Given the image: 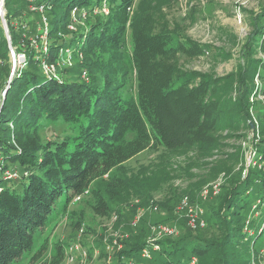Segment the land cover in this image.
<instances>
[{"label": "trees", "instance_id": "trees-1", "mask_svg": "<svg viewBox=\"0 0 264 264\" xmlns=\"http://www.w3.org/2000/svg\"><path fill=\"white\" fill-rule=\"evenodd\" d=\"M103 1L6 0V7L43 5L44 11L32 9L39 15L37 29V22L15 25L8 10L14 51L26 59L13 75L8 62L11 48L0 28V264H63L70 244L52 242L46 231L56 226L74 197L107 177L110 200H119L133 186L120 171L138 154L148 149H208L216 143L215 132L222 118L216 95L222 79L198 71L183 73L178 66L179 54L199 57L206 48L173 39L166 23L160 26L150 11L132 16L136 0H106L109 14L96 15L93 9ZM84 6L90 11L87 21L91 16L104 18V22L92 23L88 33L68 27L72 9ZM57 10L62 12L60 18L54 15ZM129 26L133 44L124 49ZM46 29L47 50L43 43L39 49L34 43L42 41ZM32 31L36 39L25 43ZM259 36L264 41V8L255 17L246 48ZM64 47L71 48L73 55L82 51L86 58L101 53L100 73L86 70V81L82 76H65L63 72L54 76L44 71L43 62L57 65ZM245 71L240 77L239 103L245 105L246 99L248 106L253 86L247 84ZM129 72L135 77L134 92L125 90ZM48 120L71 125L73 132L43 143L39 132ZM253 122L250 118V130ZM260 134L264 135L263 125ZM254 140L259 141L255 147L262 168L249 170L232 190L222 193L224 204L214 210L217 228L225 232L223 242L213 248L214 240L200 242L193 231L178 241L166 239L161 252L167 254L160 264H191L193 258L199 264L207 259H212V264L236 260V264H247L252 260L244 254L238 256L239 249L227 251L225 246L250 249L264 240V138ZM20 166L24 170L20 171ZM7 170L13 171L10 178L5 177ZM189 197L197 203L194 196ZM253 205L258 207L253 210L258 213L257 222L248 220ZM92 209L101 218L110 217L114 210L104 197L98 198ZM167 212L172 216L173 210ZM204 217L208 222L206 213ZM188 228L192 230L190 225ZM247 228L254 233L249 235ZM144 245L119 252L114 264H131L130 257H141ZM156 260L148 259L147 264Z\"/></svg>", "mask_w": 264, "mask_h": 264}, {"label": "rangeland", "instance_id": "rangeland-1", "mask_svg": "<svg viewBox=\"0 0 264 264\" xmlns=\"http://www.w3.org/2000/svg\"><path fill=\"white\" fill-rule=\"evenodd\" d=\"M263 8L264 0H136L131 10L132 16L141 11H150L155 15L160 26L166 23V29L172 33L173 39L183 40L188 45L198 43L206 48L204 54L199 57L179 54L178 66L183 73L198 71L222 79L216 95L222 106V118L215 132L216 143L208 149L199 147H186L174 151L148 149L138 154L120 171L122 177L127 178V182L133 183V186L129 187L119 200H110L106 188L107 177L96 181L81 200L75 202L72 200L67 212L58 219L56 226L46 231L52 242L81 243L88 250L89 259L78 258L76 261H70L67 258L63 264H114L120 256H118L119 252L130 250L131 247L139 248L143 243L145 245L141 247L142 251L150 250L149 256L141 255L142 258L139 257L141 259L132 256L130 263L147 264L148 259L156 257L158 260L154 264H160L167 254L161 252L166 239L178 241L189 231H193L200 242L214 240L213 248H217L223 242L225 232L217 228L215 222L217 216L215 211L222 207L225 200L224 196H221L222 193L232 190L241 178L247 176L249 170L262 168L263 164L257 159L259 153L255 146L259 141L254 140L257 133L249 129L248 123L250 118L253 121L257 119L264 126V64L261 63L264 62V41L259 36L257 43L253 41L256 44L249 42V48H246L253 32L255 17ZM32 9L13 4L5 6L4 13L0 15V28L4 30L11 48L8 62L12 67V75L15 66H22L25 63V57L16 56L14 51L13 37L7 20L8 10L12 14V21L18 26L25 22L32 25L39 20V15ZM54 15L60 18L62 12L57 10ZM69 19L68 25L73 20L72 11ZM99 21L104 22L103 16H91L84 24L77 25V30L88 33L91 31L92 23ZM36 24L39 29L40 23ZM6 25H8V34ZM34 34L33 31L28 32L24 42L34 41L36 39ZM42 43L45 46L47 39L42 37V41L39 39L34 46H39L41 49L39 44ZM132 44L131 26H129L123 48H131ZM64 49L65 47L60 51L58 72L75 78H81L80 73L84 69L91 73L93 71L100 73L103 60L101 53L95 52L91 57L86 58L82 51L77 55H73L72 52L71 62L68 63L66 61L68 55ZM69 49L72 51L71 48ZM19 57L22 59L21 62ZM249 61L252 62L250 65L247 64ZM244 71L247 84L253 86L247 98L249 107L246 106V99L245 105L239 103V83ZM128 75L129 84L125 90L134 92L135 77L131 72ZM255 92H260L263 100L256 99L259 96ZM1 93L4 98L5 90L2 89ZM253 98L255 101H252ZM72 132L71 125L48 120L43 122L39 133L42 142L47 143L49 140L61 139ZM258 138H264V135L260 134ZM18 169L24 170L21 166ZM143 169L146 170L141 173ZM10 171L5 172L6 178L13 176V171L11 173ZM124 171H127L128 175ZM0 173L3 172L0 170ZM138 184H141V187ZM216 186L219 189L217 194L214 193ZM206 189L209 194L203 199L201 194ZM185 196H194V201H197L205 211L208 218L205 227L192 228V230L188 228L186 213L178 211V206ZM100 197L112 202L114 210L110 217L101 218L94 213L92 205ZM257 208L253 205L252 209L248 210L249 221L259 220L258 213L253 212ZM168 210H173L172 216L168 215ZM138 211L144 213L137 226L133 225L132 221ZM168 216L170 219L167 218ZM78 221L80 225L77 226ZM249 221L246 226H249ZM160 224L173 227L174 233L165 234L155 231L154 226ZM80 226L85 228L84 233H80ZM247 232L249 235L254 233L250 228H247ZM227 245L225 246L227 251L239 249L238 256L244 254L252 259L247 264H264V240L250 249L245 246ZM212 262H214L212 259H207L202 264H212ZM199 263L197 260L195 264ZM236 263L237 260L232 264Z\"/></svg>", "mask_w": 264, "mask_h": 264}, {"label": "built area", "instance_id": "built-area-1", "mask_svg": "<svg viewBox=\"0 0 264 264\" xmlns=\"http://www.w3.org/2000/svg\"><path fill=\"white\" fill-rule=\"evenodd\" d=\"M6 6V0H0V15L4 13V8ZM33 9H35L36 11L39 12H43L44 11V6L43 5H38V6H34ZM109 7L107 5V1L104 0L102 5L100 7H96L93 9V12L96 13H102V14H109ZM90 11H89V7L84 6V7H75L72 9V17L73 20L70 23V25H68V27L71 30H77V25H81L84 24L88 15H89ZM46 21V18H44ZM46 26H47V22H46ZM42 37L47 38V29L45 30L44 34L42 35ZM44 49L47 50L46 45L44 46ZM64 52L68 55L67 56V62L70 63L71 62V58H72V51L69 48L64 49ZM19 56H24V54H20ZM15 58V56H14ZM25 59V58H24ZM15 60V59H14ZM21 57H19V61L21 62ZM26 60V59H25ZM58 66H59V62L57 63V65L55 64H48L46 62H43V69L44 71H46L49 74H52L54 76H56L57 74H59L58 72ZM82 78L86 81L89 80V76L86 70H83L82 72ZM259 97L263 100V97L261 96L260 92H255ZM252 101H255L254 98ZM256 121L253 122V126H254V130L257 133V137H260V122L255 119ZM253 130V132H254ZM254 136V133H253ZM219 191V189L217 188V186L214 189V193L217 194ZM87 192V191H86ZM85 192V193H86ZM209 194L208 189H206L202 194L201 197L203 199H206L207 196ZM82 195H77L76 197H74L73 201H79L81 200ZM178 211L180 212H185L187 217H188V222L189 225L192 228H199V227H205L206 226V220H205V211L200 207L199 203H192L190 200L189 196H185L180 205L178 206ZM144 211H138V213L136 214V216L134 217L132 224L133 225H137L140 221V219L142 218ZM155 231H158L159 233H165V234H172L174 233V228L168 225H158V226H154ZM80 233H84L85 232V228L80 226ZM156 250V249H155ZM67 258L70 261H76L78 258L80 260H85V259H89V252L88 250L83 247V245L81 243H73L70 244L68 246V251H67ZM150 254V250L148 249H144L142 251V256L144 257L145 255L149 256ZM66 258V259H67ZM196 263V258H193L192 263L191 264H195Z\"/></svg>", "mask_w": 264, "mask_h": 264}, {"label": "water", "instance_id": "water-1", "mask_svg": "<svg viewBox=\"0 0 264 264\" xmlns=\"http://www.w3.org/2000/svg\"><path fill=\"white\" fill-rule=\"evenodd\" d=\"M5 29H6V33L8 34V25H6V27H5ZM9 37V36H8ZM10 40V39H9ZM16 67V66H15ZM15 67H14V69H13V72L15 71ZM254 130V126L252 125V127H251V131H253Z\"/></svg>", "mask_w": 264, "mask_h": 264}, {"label": "clouds", "instance_id": "clouds-1", "mask_svg": "<svg viewBox=\"0 0 264 264\" xmlns=\"http://www.w3.org/2000/svg\"><path fill=\"white\" fill-rule=\"evenodd\" d=\"M16 68V67H15Z\"/></svg>", "mask_w": 264, "mask_h": 264}]
</instances>
